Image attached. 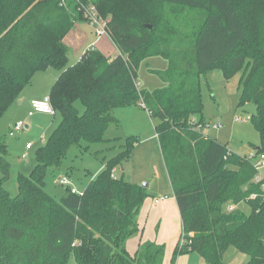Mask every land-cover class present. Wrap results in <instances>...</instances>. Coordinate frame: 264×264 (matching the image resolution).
Listing matches in <instances>:
<instances>
[{"label": "trees", "instance_id": "1", "mask_svg": "<svg viewBox=\"0 0 264 264\" xmlns=\"http://www.w3.org/2000/svg\"><path fill=\"white\" fill-rule=\"evenodd\" d=\"M91 5L109 20L119 55L91 49L69 66L64 39L86 23ZM150 57L168 62L158 72L166 86L139 91L137 69ZM50 68L61 72L49 95L61 122L37 150L31 174L20 176L16 197L5 188L12 165L0 140V264H164V245L147 241L134 255L127 250L150 194L114 172L133 158L137 136L81 195L67 189L57 200L46 191L48 171L72 145L104 142L109 126L119 125L114 110L140 100L158 121L157 143L182 219L172 261L196 252L204 264H224L234 246L247 264H264V181L255 182L264 156V0H0V120L35 74ZM216 68L228 79L245 70L239 106L256 105L251 121L261 139L252 159L198 129L207 125L203 82ZM227 202L236 209L225 211ZM244 203L248 213L239 208Z\"/></svg>", "mask_w": 264, "mask_h": 264}, {"label": "rangeland", "instance_id": "2", "mask_svg": "<svg viewBox=\"0 0 264 264\" xmlns=\"http://www.w3.org/2000/svg\"><path fill=\"white\" fill-rule=\"evenodd\" d=\"M77 25L81 31L90 35L91 40L97 38L86 23ZM72 38L71 33L68 35V40L74 44ZM71 48H69L68 56L69 66L76 64L87 50L85 47L76 52L75 47ZM96 48L100 49L107 58H114L119 55L117 46L109 36L102 37ZM167 68L168 62L161 57H150L142 61L136 73L139 91L153 92L163 89L166 85L158 76V72L166 71ZM57 71L50 68L47 73L51 74ZM244 72L245 70L239 71L228 79L223 70L216 68L205 77L203 82V112L207 125L202 128V132L210 138L218 139L227 146L230 152L243 158H249L260 147L261 139L251 121V117L257 111L256 105L248 103L239 106ZM77 107L81 113L84 112V107L80 103H77ZM55 115H36L31 120V129H24L15 137H10L11 125L9 123H15L19 118L9 111L0 120V140L6 141L8 145V160L12 165L11 176L5 184V188L12 197L19 194L20 176H29L34 170L37 150L46 144L53 131L49 126L54 122L56 126L54 128L59 126L61 116L59 113ZM114 117L118 120L119 125L111 124L109 126L104 142L98 144L82 143V146L72 145L61 166L48 171L46 191L52 197L60 200L67 192V187L61 185L62 180H66L71 187L83 193L87 185L101 173L106 164L118 156L127 138L133 135L137 136L140 145L133 158L126 162L123 167L117 168L115 174L119 178L124 176L125 180L131 183L149 184L152 182V188H146L150 196L136 216L139 232L130 238L135 239L132 240L133 244L130 245V251L134 252L136 242L138 244L140 240L143 242L153 240L152 242L155 243L157 240H163L162 245L166 248L164 264H204L200 254L196 252L179 255L175 262L172 261L183 226L180 212L177 209L174 211L173 208L172 212L167 211L164 215L159 211V208H163L164 204H155L157 199L155 196L160 197V195L169 197L171 203H175L174 191L169 183L157 143L155 127L158 125V121L150 116L141 100L137 103L118 107L114 110ZM215 125H221V128L214 129ZM43 136L46 141H43ZM28 144L34 145L31 151H26ZM86 146L89 148L85 149ZM24 154L28 156L26 160L22 158ZM260 176L264 180V166L262 165L259 168ZM230 206H232L231 203L227 202L223 205V209L226 211ZM241 209L249 212L245 203L241 205ZM223 259L224 264H247L249 261V257L234 246L228 249Z\"/></svg>", "mask_w": 264, "mask_h": 264}, {"label": "crops", "instance_id": "3", "mask_svg": "<svg viewBox=\"0 0 264 264\" xmlns=\"http://www.w3.org/2000/svg\"><path fill=\"white\" fill-rule=\"evenodd\" d=\"M88 25V24H87ZM89 26V25H88ZM90 27V26H89ZM90 30L93 33L91 27H90ZM72 33V40H74V44L71 40H68V35ZM66 38L64 39V44L68 47V49H72L71 47H75L76 48V52H79L81 51L83 48H87L86 52L88 50H91V49H96V50H99L100 52H102L100 49H97L96 46L99 44V42L101 41V38H96L95 40H91L90 38V35L88 33H85L83 31H81L79 28H78V25L75 26V28L69 33ZM95 36V34H94ZM96 37V36H95ZM92 41V42H91ZM85 52V53H86ZM84 53V54H85ZM83 54V55H84ZM82 55V56H83ZM116 58V57H114ZM81 59V58H80ZM113 59V58H112ZM44 73H36L35 76L33 77L32 79V83H30L23 91V93L21 94V96L14 102V104L12 105V107L10 108L9 111H11L14 115H16L19 119L18 121H16L15 123L14 122H10L9 124L11 125L10 126V130H12V128L14 127V125L17 123V122H23L24 123V126H25V129L26 130H30L31 127H32V122L31 120H33V117H35L36 115H43V114H34L32 116H30V112H31V102L34 101V100H44L45 98L49 97L50 95V92H51V89L53 87V85L55 84V82L57 81V79L59 78L61 72L60 71H57L56 73H47L49 72L48 71H43ZM38 75V77H36ZM42 87V89H41ZM48 87V88H47ZM47 88V89H46ZM46 89V90H45ZM8 111V112H9ZM45 116H48V115H45ZM56 116V115H55ZM25 120V121H24ZM49 126V124H48ZM51 129H53V131L51 132V134L55 131L56 127L55 126V122L53 124H51L49 126ZM19 134V133H18ZM17 134V135H18ZM16 136V135H15ZM209 137V136H207ZM210 138V137H209ZM218 140V139H217ZM43 141H46V138L43 136ZM219 141V140H218ZM220 142V141H219ZM221 143V142H220ZM222 144V143H221ZM27 147V145H26ZM34 148V145H32V147L30 149H27L26 148V151H31L32 149ZM255 153V152H254ZM253 153V154H254ZM26 155V154H25ZM27 156V155H26ZM28 158V156L23 159V160H26ZM117 173V171H115V174ZM116 176V175H115ZM117 177V176H116ZM260 179L262 181L263 178L260 176ZM137 184H142V182H135ZM170 183V182H169ZM171 185V184H170ZM148 188H152V182H149V186ZM78 191V190H77ZM80 192V191H79ZM82 193V192H80ZM164 195H160V197H163ZM160 197H157L155 196V198H160ZM174 202L175 203H171V201L168 199L164 202H161L163 203L164 207L163 208H159V211H161L164 215H166V212L167 211H173V208H174V211H176V209L179 211V208H178V205H177V202H176V198L174 197ZM160 203V204H161ZM156 205H159V204H156ZM242 205V204H241ZM241 205H239V208L241 209ZM246 212V210H243ZM248 211V209H247ZM248 213V212H246ZM133 238V237H131ZM180 238V237H179ZM143 239V237H142ZM133 239H129L128 242H127V250L128 252L130 253V255H134L135 252L137 251L138 247L140 246L141 243H143V240H140L137 244L136 242V248L134 250V254L132 253V251H130V245L132 246L133 242H132ZM135 240V239H134ZM133 240V241H134ZM150 241V240H149ZM153 241V240H152ZM150 241V242H152ZM147 242V241H146ZM157 244H160L162 245L163 243V240H157L156 241ZM177 245V244H176ZM176 247V246H175ZM132 253V254H131Z\"/></svg>", "mask_w": 264, "mask_h": 264}, {"label": "built area", "instance_id": "4", "mask_svg": "<svg viewBox=\"0 0 264 264\" xmlns=\"http://www.w3.org/2000/svg\"><path fill=\"white\" fill-rule=\"evenodd\" d=\"M84 14H85L86 24H88L91 27L93 33L95 34L97 38L109 36L108 30H107L109 20H105L102 16H100L99 11L96 8V6L91 5V6L84 8ZM34 114H45V115H50V116L56 114L51 104L50 97H47L44 100H34L31 102L30 116ZM237 120L241 121V119L239 118H237ZM204 127L200 126L198 129H201L202 131V128ZM220 128H221V125L214 126V129H220ZM24 129H25L24 123L17 122L12 128V130L10 131V137H15V135H17ZM31 147L32 145L28 144L26 148L30 149ZM26 157L27 156L25 154L22 156L23 159H25ZM254 157H255V153L252 154L249 158L252 159ZM261 165L264 166V156H262L261 159L256 163V167L258 170ZM261 181L262 180L260 179L259 174H258V176L255 178V182L260 183ZM61 185L66 186L67 189H69L72 194H76V195L82 194L79 191H77V189L71 187L70 183H68L66 180H62ZM168 199L169 197L167 196L160 197L155 200V204H160L161 202H164ZM234 209H235L234 206H230L228 210L233 211ZM183 244H184V239H182L181 241V245Z\"/></svg>", "mask_w": 264, "mask_h": 264}, {"label": "water", "instance_id": "5", "mask_svg": "<svg viewBox=\"0 0 264 264\" xmlns=\"http://www.w3.org/2000/svg\"><path fill=\"white\" fill-rule=\"evenodd\" d=\"M141 186L146 189V188H148L149 184L145 183V184H142Z\"/></svg>", "mask_w": 264, "mask_h": 264}, {"label": "bare ground", "instance_id": "6", "mask_svg": "<svg viewBox=\"0 0 264 264\" xmlns=\"http://www.w3.org/2000/svg\"><path fill=\"white\" fill-rule=\"evenodd\" d=\"M236 209V208H235Z\"/></svg>", "mask_w": 264, "mask_h": 264}]
</instances>
